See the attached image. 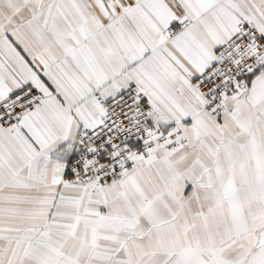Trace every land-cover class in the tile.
I'll return each instance as SVG.
<instances>
[{
  "label": "snow or ice",
  "instance_id": "1",
  "mask_svg": "<svg viewBox=\"0 0 264 264\" xmlns=\"http://www.w3.org/2000/svg\"><path fill=\"white\" fill-rule=\"evenodd\" d=\"M0 264H264V0H0Z\"/></svg>",
  "mask_w": 264,
  "mask_h": 264
}]
</instances>
